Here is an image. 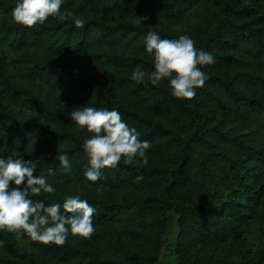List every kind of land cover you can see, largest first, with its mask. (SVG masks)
Instances as JSON below:
<instances>
[{
  "label": "trees",
  "instance_id": "trees-1",
  "mask_svg": "<svg viewBox=\"0 0 264 264\" xmlns=\"http://www.w3.org/2000/svg\"><path fill=\"white\" fill-rule=\"evenodd\" d=\"M15 3L0 0V42L25 53L11 62L0 55V156H22L34 175L48 176L57 191L34 200L63 211L66 195H80L97 212L87 241H34V253L0 230V264H151L168 246L175 214L183 264H225L220 247L251 220L264 235V0H63V19L34 26L14 21ZM136 16L148 19L137 24ZM149 31L187 33L213 54L215 63L200 66L208 79L194 97L173 96L167 78H132L137 65L153 70ZM119 93L135 107L119 103ZM82 105L117 108L151 141L147 165L122 159L88 180L83 139L93 133L68 116ZM63 152L68 173L59 170Z\"/></svg>",
  "mask_w": 264,
  "mask_h": 264
},
{
  "label": "clouds",
  "instance_id": "clouds-1",
  "mask_svg": "<svg viewBox=\"0 0 264 264\" xmlns=\"http://www.w3.org/2000/svg\"><path fill=\"white\" fill-rule=\"evenodd\" d=\"M63 0H16L11 9L15 22L25 26L44 23L50 16L63 19ZM147 16H136L135 23L141 24ZM78 27L84 19L76 18ZM145 51L153 56V70L146 72L140 65L132 70V78L143 82L147 77L153 85L168 80L171 94L178 98H192L197 88L203 87L208 76L200 67L215 63L211 52L195 46V40L187 33L178 38H161L158 32L149 31L145 37ZM78 128L93 133L83 139V148L88 156V167L84 175L90 181L101 179V169L116 167L123 159L126 164L139 161L147 165V151L151 141L141 140V133L126 120L117 108L79 106L68 112ZM63 173L72 169L67 152L58 157ZM35 165L22 156H0V230L13 232L17 236L26 233L33 240L45 244L63 245L69 234L90 237L95 231L93 223L97 209L80 195H66L63 211L60 203L45 204L32 196L41 193L54 194L57 189L49 182L47 175H34ZM55 169L49 168V175ZM143 177H137L142 179ZM100 191V187H97ZM5 241L0 240V247Z\"/></svg>",
  "mask_w": 264,
  "mask_h": 264
},
{
  "label": "rangeland",
  "instance_id": "rangeland-1",
  "mask_svg": "<svg viewBox=\"0 0 264 264\" xmlns=\"http://www.w3.org/2000/svg\"><path fill=\"white\" fill-rule=\"evenodd\" d=\"M2 16L3 14L0 12V18ZM0 55L5 56L7 60L11 62L12 60L24 57L25 53L14 52L12 49L0 42ZM145 58L152 62L154 61L153 56H145ZM123 75L128 76V72H124ZM116 100L125 107H135L133 106L134 104L130 98H126L120 93L117 94ZM210 115L214 119L220 118V115L214 111H211ZM259 171L263 173L264 179V167L261 166ZM239 192L242 191L239 190ZM227 194L228 191H226L224 199ZM179 218V214L174 215L173 223L169 232L168 246L167 248L162 249L155 261L151 264H183V260L180 257L181 254L177 252L178 235L180 232ZM12 234L14 235L16 244L21 251L29 253L35 252L33 242L36 240H33L26 233L19 236L13 232ZM82 241H87V239L79 235L73 236L69 234L66 242L77 243ZM216 258L218 262H223L225 264H245L246 262L257 258L259 260V264H264L263 233L256 227L255 224L252 223L251 220L246 225L241 226L236 235L220 247Z\"/></svg>",
  "mask_w": 264,
  "mask_h": 264
}]
</instances>
